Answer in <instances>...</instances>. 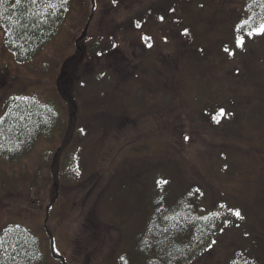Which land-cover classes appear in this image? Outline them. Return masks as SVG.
<instances>
[{
  "label": "rangeland",
  "instance_id": "374dc122",
  "mask_svg": "<svg viewBox=\"0 0 264 264\" xmlns=\"http://www.w3.org/2000/svg\"><path fill=\"white\" fill-rule=\"evenodd\" d=\"M69 2L30 62L15 59L0 27V119L12 99L45 106L35 105L43 118L53 106L60 115L32 147L0 155V235L30 230L43 264H119L132 258L142 206L162 180L232 212L190 264H232L248 251L264 264V1ZM79 53L65 75L73 106L60 79ZM209 104L226 109L220 123H210Z\"/></svg>",
  "mask_w": 264,
  "mask_h": 264
},
{
  "label": "trees",
  "instance_id": "16d2710c",
  "mask_svg": "<svg viewBox=\"0 0 264 264\" xmlns=\"http://www.w3.org/2000/svg\"><path fill=\"white\" fill-rule=\"evenodd\" d=\"M263 1L252 0L250 4L254 6ZM258 8L256 5L255 13H258ZM69 9V0H0V27L5 33V44L15 59L21 63L34 60L55 38ZM162 20V16H159L158 21ZM180 21L177 19L176 23ZM200 48L198 46L195 51H200ZM81 56L79 53L76 58L65 64L63 77L60 79V89L68 105L74 106L75 103L66 91L68 85L65 75L77 66ZM30 99L23 101L24 103L18 100L14 102L12 99L7 114L0 119V155L9 159H14L10 156L16 154L12 152L15 145L32 147L39 134L48 133L59 124L57 107L53 106L52 116L47 115L44 119L41 112L37 113L35 105L36 108L46 107ZM214 105L206 106L208 108L205 112L210 123L215 125L222 121L226 109L216 108L218 106ZM66 128L63 148L67 147L68 140L75 131L72 121L68 122ZM72 166L71 164L70 172L73 171ZM59 171L57 160L53 169L55 177ZM158 181L155 196L142 206L143 223L139 232L132 238L133 260L130 255L123 254L119 264H131L135 261L141 264H190L213 246L217 227L231 223L229 215L232 212L227 204L222 207L219 202H213L207 206L203 192L197 191L196 188L173 193L164 189L162 180ZM226 210L229 212H225ZM0 241H7L6 244L0 243V264L44 263L40 240L25 227L17 225L12 231L3 232ZM54 255L58 254L54 251ZM238 257L237 262L232 264H260L257 256L251 251L240 253ZM60 261L67 264L63 259Z\"/></svg>",
  "mask_w": 264,
  "mask_h": 264
},
{
  "label": "snow or ice",
  "instance_id": "6c2138e0",
  "mask_svg": "<svg viewBox=\"0 0 264 264\" xmlns=\"http://www.w3.org/2000/svg\"><path fill=\"white\" fill-rule=\"evenodd\" d=\"M17 2H20V0H17ZM260 32L264 33V25H261L260 29H259ZM242 44V40L239 42ZM166 183V182H165ZM235 215L239 216L240 213L239 212H236Z\"/></svg>",
  "mask_w": 264,
  "mask_h": 264
},
{
  "label": "water",
  "instance_id": "95a60500",
  "mask_svg": "<svg viewBox=\"0 0 264 264\" xmlns=\"http://www.w3.org/2000/svg\"><path fill=\"white\" fill-rule=\"evenodd\" d=\"M83 37H84V35H83Z\"/></svg>",
  "mask_w": 264,
  "mask_h": 264
}]
</instances>
